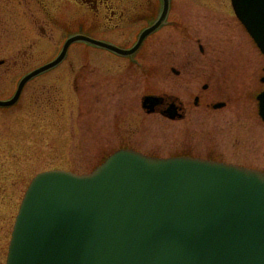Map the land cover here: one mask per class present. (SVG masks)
<instances>
[{
    "label": "rangeland",
    "instance_id": "rangeland-1",
    "mask_svg": "<svg viewBox=\"0 0 264 264\" xmlns=\"http://www.w3.org/2000/svg\"><path fill=\"white\" fill-rule=\"evenodd\" d=\"M192 1L196 15L208 20V53L217 50L232 61L247 92L230 109L185 122L166 119L146 113L141 99L170 88L164 74L180 64L172 42L160 33L151 37L139 55L147 58L142 66L94 46L73 45L62 64L25 86L17 104L0 107V264H6L25 192L42 171L89 173L111 153L133 148L264 172V121L256 99L264 88V55L247 33L235 29L230 0ZM79 17L71 0H0V99L13 97L24 75L58 56Z\"/></svg>",
    "mask_w": 264,
    "mask_h": 264
},
{
    "label": "water",
    "instance_id": "water-1",
    "mask_svg": "<svg viewBox=\"0 0 264 264\" xmlns=\"http://www.w3.org/2000/svg\"><path fill=\"white\" fill-rule=\"evenodd\" d=\"M233 2L264 52V0ZM167 10L168 3L130 50L71 37L55 60L23 77L11 99H0V107L16 104L25 85L63 62L78 40L135 53ZM259 100L264 119V92ZM160 102L148 95L142 105L151 113ZM165 115L175 118V107ZM7 264H264V172L122 149L90 174L40 173L17 216Z\"/></svg>",
    "mask_w": 264,
    "mask_h": 264
},
{
    "label": "flooded vegetation",
    "instance_id": "flooded-vegetation-1",
    "mask_svg": "<svg viewBox=\"0 0 264 264\" xmlns=\"http://www.w3.org/2000/svg\"><path fill=\"white\" fill-rule=\"evenodd\" d=\"M61 1L63 0H55L57 3ZM71 1L77 4V10L80 13L74 34L79 33L109 42L122 49L134 47L141 33L158 21L168 3V14L164 22L144 40L132 56H122L86 40L71 45L72 47L79 43L94 46L129 64L142 66L145 62L147 63V58L144 56L139 58V55L142 54L151 37L160 33L161 40L172 42L176 48L175 57L180 64L169 67L171 74H164V77L170 78V88L163 87L146 93L161 98L160 104L155 107L154 114L164 117L163 112L174 106L177 112L174 121H190L196 117L195 114L230 109L235 104V98L247 92L246 86L242 84L243 81H240L237 73L233 71L232 61L230 62L225 56L220 57L217 50L213 55L208 53V20L206 17L204 20L196 15L192 0ZM46 7L44 10H47ZM49 19L51 23L53 19ZM52 24L59 26L55 22ZM234 26L237 32L241 30L246 35L239 20L234 22ZM87 27H92L96 34L89 32ZM171 33L172 37L169 39ZM249 90L254 93L252 89Z\"/></svg>",
    "mask_w": 264,
    "mask_h": 264
},
{
    "label": "bare ground",
    "instance_id": "bare-ground-1",
    "mask_svg": "<svg viewBox=\"0 0 264 264\" xmlns=\"http://www.w3.org/2000/svg\"><path fill=\"white\" fill-rule=\"evenodd\" d=\"M24 198V197H23ZM20 208V207H19Z\"/></svg>",
    "mask_w": 264,
    "mask_h": 264
}]
</instances>
